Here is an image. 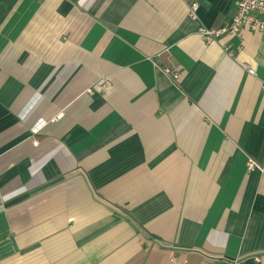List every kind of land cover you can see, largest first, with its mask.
Instances as JSON below:
<instances>
[{
    "label": "crops",
    "instance_id": "obj_1",
    "mask_svg": "<svg viewBox=\"0 0 264 264\" xmlns=\"http://www.w3.org/2000/svg\"><path fill=\"white\" fill-rule=\"evenodd\" d=\"M238 1L0 0V264H264V33L199 35Z\"/></svg>",
    "mask_w": 264,
    "mask_h": 264
},
{
    "label": "built area",
    "instance_id": "obj_2",
    "mask_svg": "<svg viewBox=\"0 0 264 264\" xmlns=\"http://www.w3.org/2000/svg\"><path fill=\"white\" fill-rule=\"evenodd\" d=\"M198 4L190 6V17L197 18ZM248 27L252 31L264 33V0H239L237 3V12L229 25L219 28H202L199 31L200 37L205 43H212L222 36L229 38L240 37L242 30ZM165 73L176 83L181 75L178 71L166 68ZM249 73L254 75V71L249 69ZM63 114L57 116L55 120L61 119ZM38 145V142H34ZM248 171L258 168V164L252 158L247 161Z\"/></svg>",
    "mask_w": 264,
    "mask_h": 264
},
{
    "label": "trees",
    "instance_id": "obj_3",
    "mask_svg": "<svg viewBox=\"0 0 264 264\" xmlns=\"http://www.w3.org/2000/svg\"><path fill=\"white\" fill-rule=\"evenodd\" d=\"M188 1H189V3H191V4L197 2V0H188Z\"/></svg>",
    "mask_w": 264,
    "mask_h": 264
},
{
    "label": "clouds",
    "instance_id": "obj_4",
    "mask_svg": "<svg viewBox=\"0 0 264 264\" xmlns=\"http://www.w3.org/2000/svg\"><path fill=\"white\" fill-rule=\"evenodd\" d=\"M37 130L35 128H33V132H36Z\"/></svg>",
    "mask_w": 264,
    "mask_h": 264
}]
</instances>
